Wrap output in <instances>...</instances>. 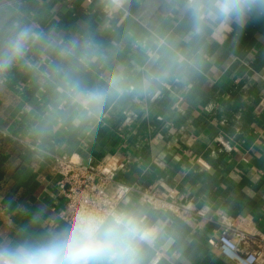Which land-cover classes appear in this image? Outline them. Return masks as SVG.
Segmentation results:
<instances>
[{
    "label": "crops",
    "instance_id": "obj_1",
    "mask_svg": "<svg viewBox=\"0 0 264 264\" xmlns=\"http://www.w3.org/2000/svg\"><path fill=\"white\" fill-rule=\"evenodd\" d=\"M184 0H0V50L34 38L0 72V244L71 229L55 157L102 165L118 210L155 233L141 264H235L220 228L264 264V14L208 22ZM103 91L87 107L76 90ZM134 187L127 190V187ZM152 188L187 211L145 203Z\"/></svg>",
    "mask_w": 264,
    "mask_h": 264
},
{
    "label": "clouds",
    "instance_id": "obj_2",
    "mask_svg": "<svg viewBox=\"0 0 264 264\" xmlns=\"http://www.w3.org/2000/svg\"><path fill=\"white\" fill-rule=\"evenodd\" d=\"M183 11L197 36L208 22H244L253 12L264 14V0H184ZM0 50V72L25 54L34 38L28 27L14 25ZM106 93L76 90L85 107L101 104ZM155 233L145 227L136 210L112 209L103 213L82 212L71 229L52 232L37 240L22 239L0 244V264H141L140 251Z\"/></svg>",
    "mask_w": 264,
    "mask_h": 264
},
{
    "label": "built area",
    "instance_id": "obj_3",
    "mask_svg": "<svg viewBox=\"0 0 264 264\" xmlns=\"http://www.w3.org/2000/svg\"><path fill=\"white\" fill-rule=\"evenodd\" d=\"M110 1L117 5L121 3V0ZM53 170L60 176L59 186L64 198L60 217L69 227H72L75 218L82 212L103 213L118 209L122 202L125 191H115L111 188V175L102 165H87L71 158L55 157ZM133 189L134 187H127L129 191ZM140 196L155 209L169 211L183 219L187 216L185 209L167 200L164 194L152 188L140 190ZM246 239L244 231L227 223L221 226L216 245L219 251L235 264H256L259 251H244L243 244Z\"/></svg>",
    "mask_w": 264,
    "mask_h": 264
}]
</instances>
